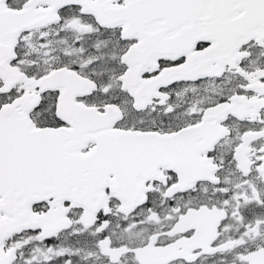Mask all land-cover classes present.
<instances>
[{
    "label": "snow or ice",
    "instance_id": "snow-or-ice-1",
    "mask_svg": "<svg viewBox=\"0 0 264 264\" xmlns=\"http://www.w3.org/2000/svg\"><path fill=\"white\" fill-rule=\"evenodd\" d=\"M0 264H264V0H0Z\"/></svg>",
    "mask_w": 264,
    "mask_h": 264
}]
</instances>
